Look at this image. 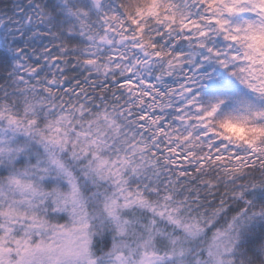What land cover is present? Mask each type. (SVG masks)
<instances>
[{
    "label": "snow or ice",
    "instance_id": "1",
    "mask_svg": "<svg viewBox=\"0 0 264 264\" xmlns=\"http://www.w3.org/2000/svg\"><path fill=\"white\" fill-rule=\"evenodd\" d=\"M27 3L0 35V264H264V0Z\"/></svg>",
    "mask_w": 264,
    "mask_h": 264
},
{
    "label": "rangeland",
    "instance_id": "2",
    "mask_svg": "<svg viewBox=\"0 0 264 264\" xmlns=\"http://www.w3.org/2000/svg\"><path fill=\"white\" fill-rule=\"evenodd\" d=\"M40 2L42 3L43 0H40ZM21 8L24 10V14L26 15L29 12L31 6L27 3V0H0V19L4 20V23L0 25V35L8 33V30L10 28H15L17 21H23L24 16H18L16 11L17 9ZM8 17H11V19H8ZM36 27L38 26L35 24L29 25L25 29L26 34L27 32L33 31ZM41 30L43 31L44 29L41 28ZM31 44L39 51L40 49H43L46 45H51L52 40L48 37H44L42 39L32 41ZM29 59L31 60V57H29ZM36 63H39V61H36ZM9 91L11 92L12 89H9ZM31 99L32 98H30V100ZM13 100H15L16 107L18 109H21L23 111L27 108V105L23 103L19 96H10L8 103L11 104ZM153 202L154 204L159 205L157 209L158 211L160 210V208L164 207V202L160 201L157 197L153 198ZM166 215L167 213H165V217ZM193 215H196V213H193Z\"/></svg>",
    "mask_w": 264,
    "mask_h": 264
},
{
    "label": "trees",
    "instance_id": "3",
    "mask_svg": "<svg viewBox=\"0 0 264 264\" xmlns=\"http://www.w3.org/2000/svg\"><path fill=\"white\" fill-rule=\"evenodd\" d=\"M164 225L163 224H161V227H163ZM210 240H211V233H209V237H208V239L206 240V241H204V245L206 246L207 245V243H209L210 242Z\"/></svg>",
    "mask_w": 264,
    "mask_h": 264
}]
</instances>
